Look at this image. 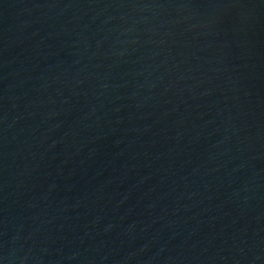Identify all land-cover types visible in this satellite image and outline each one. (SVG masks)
Returning a JSON list of instances; mask_svg holds the SVG:
<instances>
[{
    "label": "water",
    "instance_id": "95a60500",
    "mask_svg": "<svg viewBox=\"0 0 264 264\" xmlns=\"http://www.w3.org/2000/svg\"><path fill=\"white\" fill-rule=\"evenodd\" d=\"M0 264H264V0H0Z\"/></svg>",
    "mask_w": 264,
    "mask_h": 264
}]
</instances>
